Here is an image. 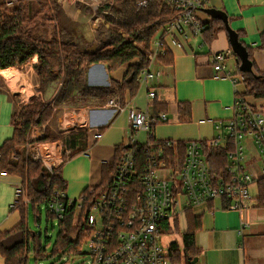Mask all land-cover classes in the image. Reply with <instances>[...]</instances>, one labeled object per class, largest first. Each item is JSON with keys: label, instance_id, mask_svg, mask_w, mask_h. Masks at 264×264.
Wrapping results in <instances>:
<instances>
[{"label": "crops", "instance_id": "1", "mask_svg": "<svg viewBox=\"0 0 264 264\" xmlns=\"http://www.w3.org/2000/svg\"><path fill=\"white\" fill-rule=\"evenodd\" d=\"M205 8L221 9L227 14L230 27L241 32V39L253 49L254 63L264 69V49L257 48L264 30V0H205L203 9L196 14L206 22L212 16ZM59 11L57 25L64 36L84 48L99 43L98 26L102 23H95L89 6L65 0L60 2ZM164 43L171 62L160 59L150 66L153 72L159 73L153 80L156 92L162 95L158 103L167 112L168 121L154 127V137L186 142L205 140L221 133L224 129L217 124L233 115L235 92L232 78L224 76V71L214 70L211 55L231 49L229 35L220 30L207 45L203 36L184 39L169 33L164 36ZM225 64L226 72H238L240 63L234 54ZM125 71V66L110 72L105 64H91L84 72L85 84L90 88H107L114 94L110 91L102 103L72 107L60 102L61 80L51 79L41 88L32 61L0 69V146L12 136L11 117L23 105L37 96L51 102L52 116L32 130L30 141L21 148L34 161L37 155L44 158L48 169L62 163V178L67 182L65 196L78 199L85 188L101 182V166L113 161L115 148L127 140V107H148L142 85L133 97L125 91L122 99L113 88L111 80L119 82ZM112 97L119 98L123 106L120 110L107 104ZM246 99L256 106L264 104L253 97ZM44 136L48 139H43ZM241 144L244 166L255 177L248 186L252 195L250 208L225 209L223 201L215 199L192 210L200 215L201 222L194 235L200 250L195 264H264V207L258 206L257 201V180L264 176V149L258 146L252 134L246 135ZM82 148V152L71 156L70 153ZM19 187L17 175L0 176V232L8 231L20 221V212L13 208ZM0 264H5L1 255Z\"/></svg>", "mask_w": 264, "mask_h": 264}, {"label": "trees", "instance_id": "2", "mask_svg": "<svg viewBox=\"0 0 264 264\" xmlns=\"http://www.w3.org/2000/svg\"><path fill=\"white\" fill-rule=\"evenodd\" d=\"M138 1L140 0H111V3L100 6V10H108L111 14L101 13L104 22L98 26L97 37L100 41L91 49L80 47L76 40L64 36L61 29H58L56 23L60 4L57 0H20L13 7L8 6L6 0H0V69L7 66L19 67L32 61L41 88H45L51 79L61 80L60 102L77 107L91 102L102 103L103 97L110 95V91L114 94V91L107 88L88 87L84 82L86 68L93 63H102L112 72L125 66L126 71L121 80L111 81L121 99L124 98L125 91L133 97L140 86L138 76L149 65L147 54L152 50L153 41L163 36L161 29L181 12L165 0H146V5L140 7L137 6ZM205 23L206 27L201 35L207 45L213 41L218 31H226L224 21L218 17H211ZM48 24H54L50 35L46 33ZM236 32L240 42L248 50V58L252 63V72H242L238 67V72L244 78L240 87L241 95L245 99L249 96L264 101V69H259L254 63L253 49L241 39L242 33ZM257 48L264 49V30L260 33ZM233 54L239 63L238 56L234 52ZM168 57L167 51L160 59L169 63L171 59ZM256 108L264 112V104L257 105ZM153 109L156 113L164 111L158 102L154 103ZM52 110L51 102H44L38 96L31 103L23 105L11 117L12 136L0 146V170L20 178V193L13 204V208L20 212V221L8 231L0 232V255L4 257L5 264H29L28 253L31 247L35 259L46 255L41 231H32L28 221L31 208L35 215L38 214L36 224L40 222L41 214L35 209L40 203L45 205L47 221L57 218L60 225L52 253H78L89 230L87 216L94 200L108 186L116 169L121 145L115 148L113 161L101 166V182L81 192L79 196L83 201L79 208L75 200L69 204L68 197L65 196V212L62 217L48 211V204L55 191L65 192L67 186L62 178V163L48 169L42 161H34L25 155L21 146L30 141L29 137L36 126L49 120ZM43 139H48V136ZM178 148L184 152L183 142L179 141ZM232 148L230 144L228 149ZM83 150L84 148L78 149L70 154L73 157ZM137 152L138 161H142L143 149ZM205 158L211 177H229L227 150L207 148ZM257 188L258 206L264 207V176L257 180ZM185 222L187 228L181 233V243L171 241L168 246L172 264H190L200 254L194 236L200 227V215L187 209ZM179 227V219L175 216L163 222L162 232L176 233ZM44 240L49 242L45 236Z\"/></svg>", "mask_w": 264, "mask_h": 264}, {"label": "built area", "instance_id": "3", "mask_svg": "<svg viewBox=\"0 0 264 264\" xmlns=\"http://www.w3.org/2000/svg\"><path fill=\"white\" fill-rule=\"evenodd\" d=\"M19 1L6 0L10 7ZM57 1L60 4L65 0ZM71 1L89 6L95 23L104 22L101 13L111 14L108 10H100L103 3H111V0ZM165 1L181 12L161 29L163 36L153 41L152 50L147 54L149 65L138 76L147 94L148 107H127V140L121 143L116 169L108 186L97 194L87 216L89 230L84 238L87 246L84 253L89 256L88 264H172L169 245L166 249L162 244V225L166 219L177 216L180 221L183 216L185 220L187 209L194 210L215 199L223 201L225 209L242 211L250 208L252 195L248 186L255 177L244 166L241 141L252 134L258 146L264 149V112L241 95L239 84L244 80L243 75L225 71V61L233 55L231 49L211 55L214 70L224 71V76L232 78L235 92L233 115L217 124L224 131L205 140L183 142L184 152L179 151V140L154 137V127L167 122L168 116L165 111L156 113L153 109L162 95L156 92L153 80L159 73L153 72L150 65L159 63L160 56L167 52L164 43L166 34L174 33L189 39L192 35L202 36L206 27L205 21H201L196 14L203 9L205 0ZM145 5L146 0L137 2L139 7ZM107 104L118 110L123 107L117 97L110 98ZM139 133H144V141L138 138ZM230 144L232 149H228ZM207 148L227 150L228 178L211 177L205 158ZM142 149L143 158L138 161L137 151ZM37 156L35 160L45 165L46 160ZM7 174L0 170V176ZM19 193L18 189L17 195ZM64 199L65 192L56 190L48 204V211L62 217ZM68 201L70 204L73 199L68 198ZM75 201L79 208L83 199L79 197Z\"/></svg>", "mask_w": 264, "mask_h": 264}, {"label": "rangeland", "instance_id": "4", "mask_svg": "<svg viewBox=\"0 0 264 264\" xmlns=\"http://www.w3.org/2000/svg\"><path fill=\"white\" fill-rule=\"evenodd\" d=\"M58 19H60V12L58 13ZM57 25V23H56ZM58 26V29L60 30V26ZM54 28V24H48L47 25V32L48 34L51 33V31ZM47 35V34H46ZM79 45H81L79 43ZM239 87H241V84H239ZM138 138H140L141 141L145 140L144 133H139ZM37 211L41 214L40 222L36 224L35 219L37 215L32 211L30 208L29 212V227L34 232H40L42 233V243L43 246L46 248L45 250V256L35 259V255L33 254V250L31 247V251H29V264H88L89 263V256L84 253L87 251V246L85 243V240L82 241L81 246L79 248V252L75 254H61L56 253L53 254V246L56 242V236L60 230V225H58L57 218L53 219V221H47V213L45 212V205L44 204H38L35 208ZM180 229L178 232L174 233H166L163 234L162 238V244L164 248L167 249V246L170 244L171 241H178L181 243V233L187 228V223L184 220V217H180ZM44 236L48 238L49 242L46 243L44 240Z\"/></svg>", "mask_w": 264, "mask_h": 264}, {"label": "water", "instance_id": "5", "mask_svg": "<svg viewBox=\"0 0 264 264\" xmlns=\"http://www.w3.org/2000/svg\"><path fill=\"white\" fill-rule=\"evenodd\" d=\"M205 11L209 13L212 17L215 18L218 17L222 19V21H224L227 35H229L230 47L239 58L240 71L252 72V63L248 58V50L245 49V47L240 42L236 30L230 27L227 14L221 9H214V8H205ZM95 47H96V43H93L90 46L91 49H94ZM197 260H198V256H195L190 261V264H195Z\"/></svg>", "mask_w": 264, "mask_h": 264}]
</instances>
